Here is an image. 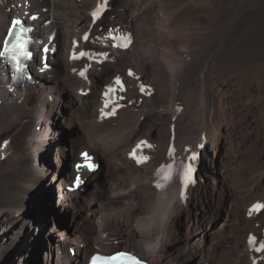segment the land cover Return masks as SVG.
<instances>
[{
  "label": "bare ground",
  "instance_id": "1",
  "mask_svg": "<svg viewBox=\"0 0 264 264\" xmlns=\"http://www.w3.org/2000/svg\"><path fill=\"white\" fill-rule=\"evenodd\" d=\"M27 1L32 10L48 7L42 16L52 23L39 34L57 28L51 58L56 67L36 72L33 79L43 80L35 85L33 79L12 84L0 74V264L21 259L38 244L63 248L71 235L85 244L80 255L45 254L43 264H83L96 246L106 253L126 246L154 264H264V251L255 250L264 243V209L253 211L264 204V155L244 170L259 185L249 199L248 190L238 194L230 188L233 171L220 153L228 95L249 111L256 104L264 108V0H216L208 25L175 53L152 42L157 35L147 6L135 4L137 10L131 2L125 7L123 0H108L119 13L106 11L95 21L92 12L104 0ZM161 1L165 10L177 3ZM24 2L0 0V45ZM96 25L100 36L116 25L136 33L133 44L129 40L133 62L99 46L82 50L85 31ZM81 50L91 56L80 57ZM129 67V84L119 92L120 101L109 105L106 93ZM62 117L71 133V165L46 182L40 166ZM142 141L151 147L137 149ZM56 144L58 154L64 152V141ZM83 149L101 161L100 171L84 172L81 188L60 191L55 202L61 213L80 221L70 229L45 228L27 209L42 192H53L51 185H72V162ZM134 150L147 161L138 164L130 156ZM193 153L201 157L195 180L188 184L189 175H176L164 185L161 167L192 166ZM222 210L231 230L223 222L216 228Z\"/></svg>",
  "mask_w": 264,
  "mask_h": 264
},
{
  "label": "rangeland",
  "instance_id": "2",
  "mask_svg": "<svg viewBox=\"0 0 264 264\" xmlns=\"http://www.w3.org/2000/svg\"><path fill=\"white\" fill-rule=\"evenodd\" d=\"M159 1L160 0H131V1L123 0V2L125 3V7L126 4H130L131 2L134 7V8L132 7V9L138 10V8H142V6L148 7L150 20L153 27L155 28V32L157 35V38H154L152 42L154 44L156 43L157 48L162 50L166 49L170 53L172 52L175 53L176 51H182L184 45L188 41L194 42L198 31L200 29L205 28L208 25L207 22L209 21L211 14L216 11V7H217L216 0H177V3L171 8H169L170 10H165V6L160 4L163 2L162 1L159 2ZM100 4L102 3L95 5L94 11L97 9L98 6H100ZM135 4H137L138 8L135 7ZM109 6L110 7L107 10L106 16H108L110 11L112 12L116 11L117 13H119L118 8H116V10L113 9V1L112 3L110 2ZM127 8L128 10L131 9V7H127ZM122 10L123 9H121L120 11ZM191 15L193 16L191 17ZM91 22L92 21H90L89 23V29L91 27L90 25ZM89 29L85 31V35L91 32L90 34L91 36L90 39L85 40L88 42L82 50L89 49L90 47L94 48L99 46L100 51L110 50V52L115 53L116 55L126 54L130 62H133L135 48L132 46V44L134 38L137 37L136 33H133L128 28L120 27L119 25H116V27H114L112 31L106 33V35L104 34L103 36H100L99 34L96 33V30H101L99 25H96L90 31ZM111 32L125 33L128 36L129 40H131L132 47L130 45H128L125 48H119L113 46L114 40L112 36H110ZM81 51L77 52V54L80 53ZM100 57L103 58L104 54L94 56V58L96 59ZM54 66L56 67L55 64ZM83 67H85L84 64L82 65V68ZM77 72L74 73V76L80 78L77 76ZM130 72L132 71L131 68L129 67L124 71L122 75L118 77L124 78L127 84H129L130 82L129 77H132V75H129ZM42 80L43 79L40 80L33 79L32 85L39 84L41 83L40 81ZM46 81L48 82V80ZM112 82L113 79L111 83ZM228 101H229V115L225 120L226 122H224L225 124L222 125L223 128L220 129L221 135L223 136L222 143L224 145L222 147V151L219 152L221 153V157L224 160V162L226 160L231 171H233L229 182L230 188L231 189L233 188L232 190H235L238 194L239 192L244 193L248 190L249 191L248 197L249 199H251L255 194V191L259 185L257 179H253V177L251 176L249 177L247 174H244V170L246 166L256 162L261 154L262 156L264 155V108H259L260 107L259 104H256L255 110L249 111L242 106V104L239 102L238 99L234 98L231 95H228ZM65 119L66 118L64 117L60 118L57 125H54L56 126V129H58L57 131H55L58 132V135L53 136V138L55 137L56 139L54 138L55 140L53 139L52 143L45 150V153L43 155L45 161L42 162L43 164L41 166L39 165L40 167H42V170H44L46 173L45 174L46 182L49 181V179H51L55 174L58 173L61 174L63 172L65 173L71 165V159H72L71 137H70L71 133L68 131L69 128L66 127L65 122L61 121ZM58 141H64V145H63L64 152L59 154L56 144V142ZM211 152L213 155V151ZM97 161L99 162V166H98V172H99L101 169V161L100 160ZM161 180L163 181L162 177ZM55 186L56 185L53 186L51 185L52 188L51 190L53 192L51 191L49 193L47 191L42 192L40 194L39 199H37V203L35 204V206L33 205L32 208L30 207L27 210H29L31 214H33L38 220H40L41 225L45 228H48L53 224H58V225L66 226L68 229H70V227H73L75 223H77L80 220L76 219L75 220L76 222L72 221L66 213L64 212L61 213L58 207L55 206V202L57 201V198L55 199V193L57 191ZM50 209L56 210V212L60 215L61 218V220H59L60 222L49 221L50 219H48L47 213L50 211ZM224 214L225 211L223 210L220 211L216 222V228L220 226L219 225L220 223L223 222L222 224L225 226V228L232 229L233 223L231 222V219L228 218L227 216L224 217ZM230 223L232 224V226ZM54 245L55 244L52 245L48 244L46 246V244H41V245L38 244L34 248H30L27 251V253L23 255L21 259L19 260L14 259L13 261H8L7 264H35L37 260L41 261V264H43V260L45 259V254L48 255L49 258L54 257L55 254L53 248ZM121 247L128 248L126 246H121Z\"/></svg>",
  "mask_w": 264,
  "mask_h": 264
},
{
  "label": "snow or ice",
  "instance_id": "3",
  "mask_svg": "<svg viewBox=\"0 0 264 264\" xmlns=\"http://www.w3.org/2000/svg\"><path fill=\"white\" fill-rule=\"evenodd\" d=\"M107 5V0H104V3L97 7V9L92 13L93 20L97 19L104 11V8ZM17 25L20 23V21L15 22ZM84 40L88 39V36L85 35L83 37ZM29 43L30 40L25 39L22 35V33H17L15 36V41L9 42L7 40L4 41V47L3 50L0 51V57H5L13 62L15 65V71L18 74H23L24 71V62H26L28 59L31 58V52L29 49ZM122 46H127V43H124ZM91 56V53H86L84 51L79 53L80 57L84 56ZM81 75L83 76L84 73L81 72ZM129 75H132L130 72ZM117 84H120L119 78L116 80ZM144 87L141 86V91H144ZM111 91V89H109ZM108 93H106L107 95ZM105 107H107V104H105ZM115 109H113L114 113ZM148 146L146 141H142L140 145H137V149H140L141 146ZM84 156V159L87 161L89 160V156L87 153L82 154ZM130 156L133 159H136V162L138 164L144 163L147 161V156H137L136 151L134 150L132 153H130ZM191 160L196 159V154L193 153V155L189 158ZM84 166L88 167L90 170L94 169V164L87 163ZM80 167V166H78ZM191 172V165L190 163L188 165H184L183 163L180 165L179 169H176L174 165L168 164L167 166H162L161 169L158 171V175L162 177L163 181L169 182L171 181L176 175H183L185 178L188 177V175ZM79 178H77L78 180ZM161 184H157V187H160ZM264 209V204H257L254 205L253 211ZM255 242L254 237H250L249 243L253 244ZM256 251H264V243H261L258 248L255 249ZM91 264H144V261L142 258L138 257V254L131 253V252H118L116 254H96L91 259Z\"/></svg>",
  "mask_w": 264,
  "mask_h": 264
},
{
  "label": "water",
  "instance_id": "4",
  "mask_svg": "<svg viewBox=\"0 0 264 264\" xmlns=\"http://www.w3.org/2000/svg\"><path fill=\"white\" fill-rule=\"evenodd\" d=\"M48 219L51 222H56L60 220V215L56 212L54 209H50V211L47 213ZM35 264H41V261L37 260Z\"/></svg>",
  "mask_w": 264,
  "mask_h": 264
}]
</instances>
